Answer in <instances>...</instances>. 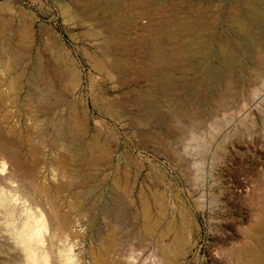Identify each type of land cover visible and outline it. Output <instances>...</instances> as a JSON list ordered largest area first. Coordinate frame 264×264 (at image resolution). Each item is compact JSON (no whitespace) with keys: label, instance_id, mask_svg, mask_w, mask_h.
<instances>
[{"label":"rangeland","instance_id":"obj_1","mask_svg":"<svg viewBox=\"0 0 264 264\" xmlns=\"http://www.w3.org/2000/svg\"><path fill=\"white\" fill-rule=\"evenodd\" d=\"M78 2L0 0V264H92L106 247L114 264H165L139 198L164 212L158 232L184 218L188 244L172 264H264V45L229 20L249 0H128L118 28ZM164 17L228 44L232 67H184L188 78L178 67L157 83L145 26ZM55 209L69 221L61 232Z\"/></svg>","mask_w":264,"mask_h":264},{"label":"bare ground","instance_id":"obj_2","mask_svg":"<svg viewBox=\"0 0 264 264\" xmlns=\"http://www.w3.org/2000/svg\"><path fill=\"white\" fill-rule=\"evenodd\" d=\"M72 1H75L76 4L78 2V0H72ZM126 1L128 0H85V2H82V3H84V6H85L84 8H86L88 11L94 8V5H95L94 3H98V5L96 4L95 6L96 10L104 11L107 13L109 12V14L111 13L112 17L109 20L111 19L112 20L110 21L109 25L110 27L112 26V28L113 27L118 28V26L122 24V22L120 23V21L121 20L123 21L122 18L124 15L122 14L123 13L122 6ZM247 4L248 5H245L247 7H244L245 8L244 10L242 9L243 11L231 13L229 20L231 24L233 23V25L236 27V30H235L236 33L238 31V33L243 38H245V40H247V43L250 45V47L252 48L259 47L264 44L262 42V39L259 33L258 34L256 33L257 27L255 29V25L257 26V24H259V26H264V0H249ZM104 12H102V14ZM0 17H1L0 18V29L5 30L7 28L9 18L5 17L4 15H1ZM189 28L190 26L187 23L171 24L167 17H164L162 20H160V22L149 21L145 26V30H147L148 35L145 38L144 44L148 46L149 49H151L150 50L151 59H150V62L148 61L149 64L147 67H148V70H150V72L157 70L156 74L158 72L160 73V74L158 73L157 75L154 74L156 76H152V77H154L157 83L159 81L162 82L161 84L163 85V87L169 86V85H166L167 83L166 77L167 76L170 77V74H172L170 73V71L178 67H183V70H182L183 76L186 74L185 76L187 77H184V78H188L189 75H187V71L188 72L189 70L198 71L199 66L203 65L204 63L206 64L208 63L207 67L209 65L210 70L212 71V73L215 74V76H221L223 74V71L232 67V65L234 64L235 57L232 55L230 51V48L232 47L228 46V44H220L215 47L207 45V43L205 42L203 33L201 31L186 36L188 31L191 30V29L189 30ZM87 35H88V32H87ZM6 42L7 41H5L3 45L4 46L6 45L8 48L6 46L5 48L9 49L10 47L9 43L11 42H8V44ZM214 57H217L218 59H220L221 66L217 67L212 64V59ZM94 65L98 71L106 72V65L103 60H100L99 58H95ZM159 66L160 68L161 66L162 68L165 67V69L163 70L161 68L163 71L160 72L157 69ZM184 67L187 68V71L186 69L184 70ZM203 67H200V68H203ZM213 70L215 72H213ZM171 78H172V75H171ZM171 78L170 79L168 78V84ZM164 79L166 80L165 81L166 83L165 82L163 83ZM198 81L200 82V80ZM188 82L184 81L185 87L187 89L186 91L189 96H192L196 92L195 90H197L196 89L197 86H193V85L191 86L190 84L191 82L189 83ZM199 82H196V83L198 84ZM139 98L140 100H142L143 102L147 104V109L149 111H152V110L157 111L158 104L157 105L154 104L153 106H151L150 103L152 99L150 100V97H148V95L145 92H141L140 97H138V99ZM113 185H114V188H123L125 190V187H122L120 183L115 182ZM52 198L54 197L52 196ZM155 204H158L157 198H155ZM138 205H139V225H140L142 232L150 233L154 236L153 239L157 245V249L160 255L163 257L165 264L174 263L185 252L184 250H186V247H187L186 244H188L186 243L187 241L185 239L186 222L184 218L180 217L178 223L175 226L172 227L168 225L164 227L160 232H158L157 228L161 224L162 222L161 220L165 218L164 212H162L161 209H159L157 211V214L154 215L152 212V208L150 207L151 205L144 198L138 199ZM55 215L59 218L58 219L59 220L58 230L60 231V228L61 230H65L64 228L67 227L68 222H69L68 219L66 217H59L57 209H55ZM31 221L32 222L30 223H32V225L31 224L30 225L32 226V229H31L32 232L30 236L34 237V239H36L35 241H40L41 240L40 238L41 226L43 223L40 218H36V217L33 218ZM171 230H173V237L171 239V242L169 243L161 242V236L163 237V235H166V234L168 235V233H170ZM63 232H66V231H63ZM62 233L60 234L61 237H62ZM66 233L68 234V232ZM62 238L63 240L67 239L66 236ZM62 238L60 240H62ZM108 250L109 249L106 247L105 249L102 248V250L100 251H97V252L94 251L93 256H92V264H114L109 259ZM36 261H37V258H36ZM39 261L40 259L38 260V262ZM34 264L36 263L34 262Z\"/></svg>","mask_w":264,"mask_h":264}]
</instances>
